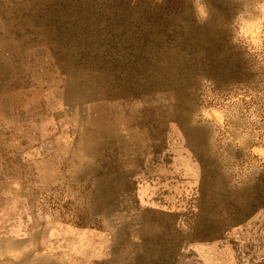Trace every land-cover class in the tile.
Here are the masks:
<instances>
[{
  "label": "rangeland",
  "instance_id": "1",
  "mask_svg": "<svg viewBox=\"0 0 264 264\" xmlns=\"http://www.w3.org/2000/svg\"><path fill=\"white\" fill-rule=\"evenodd\" d=\"M0 264H264V0H0Z\"/></svg>",
  "mask_w": 264,
  "mask_h": 264
}]
</instances>
